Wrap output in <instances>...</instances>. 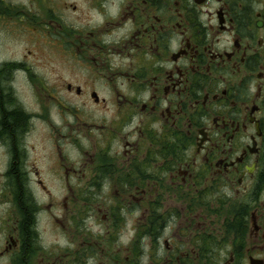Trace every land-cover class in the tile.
Listing matches in <instances>:
<instances>
[{
  "label": "flooded vegetation",
  "instance_id": "af4514ba",
  "mask_svg": "<svg viewBox=\"0 0 264 264\" xmlns=\"http://www.w3.org/2000/svg\"><path fill=\"white\" fill-rule=\"evenodd\" d=\"M69 1L0 0L73 74L0 38V264H264V0Z\"/></svg>",
  "mask_w": 264,
  "mask_h": 264
},
{
  "label": "rangeland",
  "instance_id": "374dc122",
  "mask_svg": "<svg viewBox=\"0 0 264 264\" xmlns=\"http://www.w3.org/2000/svg\"><path fill=\"white\" fill-rule=\"evenodd\" d=\"M8 2L15 3L17 5H24L25 3H30V8L32 10H36L30 2V0H7ZM63 1V0H62ZM69 3L73 1L65 0ZM41 19L44 18V16L39 15L38 16ZM37 17V18H38ZM65 18L72 22V16L69 13H66L64 15ZM4 25L2 26L1 30V40H2V55L4 58H8L13 53L10 51L13 44H21V48L24 51L25 54H27V57L25 59L35 68V71L42 74H51L53 77H62L66 81H72L73 80V74H71V66H69L68 61L69 57L67 59V54L63 53L61 51V44L62 41L60 38H57L55 36H48L47 30H45L42 25L40 24L42 21H39V19H36L34 21H28L27 26L25 28L26 31L22 34L21 41L16 38V36H13L11 33H9V27L8 24L4 20L2 21ZM47 22V21H46ZM7 25V27H5ZM25 23L23 26L25 27ZM8 30V31H7ZM42 31V33H41ZM40 48V52L36 55H34V52H36V47ZM29 51H32L31 54H29ZM31 58V59H29ZM46 71V72H45ZM50 71L51 73H49ZM39 74V75H40ZM101 112V111H100ZM100 112H96L95 114L101 115ZM100 118L99 116H97ZM51 194H45L46 201L51 202L52 201V208L53 211L61 216V222L57 224V229L53 230L50 228L46 229L45 232V239L50 241H60L63 246L66 245V238L65 233L68 234L70 231V225L69 220L66 217V214L68 212V209L64 207V201L65 196L68 195L67 191H56L52 190L50 192ZM78 193L82 194V191H74L73 192V199L79 198ZM61 202V205L59 208H56L55 202ZM76 204L73 202V211L74 209H77L78 207L75 206ZM105 212H101V215H103ZM49 220V219H48ZM94 232H98L97 229L94 228ZM124 237L127 240V238L130 237L129 232L124 233ZM78 242H80V239H77ZM81 246V245H80ZM62 258H65V256L62 254Z\"/></svg>",
  "mask_w": 264,
  "mask_h": 264
},
{
  "label": "trees",
  "instance_id": "16d2710c",
  "mask_svg": "<svg viewBox=\"0 0 264 264\" xmlns=\"http://www.w3.org/2000/svg\"><path fill=\"white\" fill-rule=\"evenodd\" d=\"M7 120L9 121L10 123V126H9V131L12 130L13 132L18 130L19 129V124H20V120L19 118L17 117H14V116H10L8 115L7 116ZM13 125V126H12Z\"/></svg>",
  "mask_w": 264,
  "mask_h": 264
}]
</instances>
